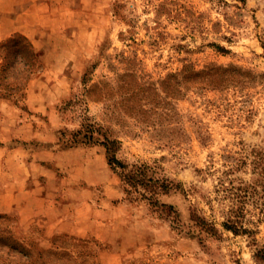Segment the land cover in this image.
<instances>
[{
	"label": "rangeland",
	"instance_id": "1",
	"mask_svg": "<svg viewBox=\"0 0 264 264\" xmlns=\"http://www.w3.org/2000/svg\"><path fill=\"white\" fill-rule=\"evenodd\" d=\"M85 4L68 19L84 31L54 38L65 61L20 32L0 42V98L18 109L0 130V264H264L262 200L239 234L221 225L236 204L222 184L264 191V0ZM219 66L257 80L202 86Z\"/></svg>",
	"mask_w": 264,
	"mask_h": 264
},
{
	"label": "crops",
	"instance_id": "2",
	"mask_svg": "<svg viewBox=\"0 0 264 264\" xmlns=\"http://www.w3.org/2000/svg\"><path fill=\"white\" fill-rule=\"evenodd\" d=\"M86 1L10 0L9 9L0 16V42L15 32H20L32 42L41 61H65L64 58L57 57L52 52L56 46L54 38L58 36L60 39H56V41L59 40V42L67 38L71 40L73 35L84 31L85 27L83 25L72 28L68 19L86 16L87 13H82ZM30 11H34L35 15L32 13L30 15ZM32 17L40 18L45 23H42L38 28L34 27L37 23L28 21ZM89 31L90 29L85 30V32ZM47 67H49V64L46 63ZM37 97L36 91L31 90L27 102L33 112L42 110L41 104L35 102ZM64 97L59 98L58 101L56 98V103L63 100ZM17 112L18 109L11 101L0 98V130L6 129V124L11 118L13 120L18 118Z\"/></svg>",
	"mask_w": 264,
	"mask_h": 264
},
{
	"label": "trees",
	"instance_id": "3",
	"mask_svg": "<svg viewBox=\"0 0 264 264\" xmlns=\"http://www.w3.org/2000/svg\"><path fill=\"white\" fill-rule=\"evenodd\" d=\"M35 53L39 56V54L35 51ZM202 76H205V79L201 82L202 86L211 87L213 89H223L227 88L230 85L238 84L242 86H249L254 84L257 80V76L252 73L245 72L238 67H211L206 71H202ZM87 135V134H86ZM118 141L105 139L101 144L106 148L107 154L109 155L110 162L119 166L122 169H126L127 167L118 161L116 157L117 150L116 143ZM263 176H264V167L262 168ZM224 183V181H221ZM139 185H143V183H138ZM231 188L222 184L223 191L229 193V197L236 204L232 205L229 210L225 211L226 220L221 224L226 230L232 231L234 234H239L241 232L240 228V220L243 218L246 208L245 205L254 200V198L258 197V201L262 200L260 213L264 217V191L263 195L259 196L257 189L251 187L250 185H239L235 187L232 182L229 183ZM243 184V183H241ZM191 219L198 225L203 231L210 235H219L220 231L216 226L215 222H210L207 218L200 214L199 211L194 210L191 214ZM242 232H247L243 230ZM255 258L257 261H264V255L262 251L256 253Z\"/></svg>",
	"mask_w": 264,
	"mask_h": 264
}]
</instances>
